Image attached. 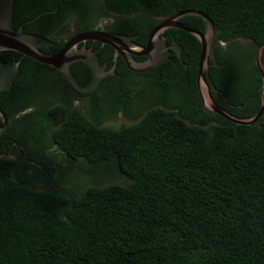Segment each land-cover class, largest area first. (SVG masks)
Returning a JSON list of instances; mask_svg holds the SVG:
<instances>
[{"label": "trees", "instance_id": "16d2710c", "mask_svg": "<svg viewBox=\"0 0 264 264\" xmlns=\"http://www.w3.org/2000/svg\"><path fill=\"white\" fill-rule=\"evenodd\" d=\"M101 1L123 19L200 10L214 22L217 43L249 40L256 53L264 45V0ZM33 17L15 0V30ZM182 22L205 32L200 17ZM24 30L47 37L29 23ZM56 31L65 34L67 25ZM51 41L42 51L59 53L64 41ZM0 58L20 61L21 71L25 63L42 66L13 51ZM198 68L187 83L174 66L179 77L169 85L189 87L201 103ZM211 75L220 88L218 69ZM175 108L151 110L120 128L101 126L78 109L52 108L58 128L50 137L58 150L92 164L117 160L128 181L65 197L54 184L40 191L28 179L15 180V160L0 159V264H264V117L238 126L200 109L201 120L188 123Z\"/></svg>", "mask_w": 264, "mask_h": 264}, {"label": "flooded vegetation", "instance_id": "af4514ba", "mask_svg": "<svg viewBox=\"0 0 264 264\" xmlns=\"http://www.w3.org/2000/svg\"><path fill=\"white\" fill-rule=\"evenodd\" d=\"M16 4L22 5L28 15H34L27 22L33 25L35 31L45 34L50 40L58 38L56 27L68 25L74 16L77 17L78 24L75 35L82 33L79 26L91 20L88 17L94 12L99 15L98 21L101 13L111 15L109 19H105L108 27L95 26L91 30L115 33L111 30L114 27L127 31L126 35L132 40L125 42L118 50L101 42L89 41L86 45H80V48L95 53L104 69L99 74H105L96 90L88 94L78 92L57 70L49 66L25 63L26 69L21 71L20 61L13 60V63H20V70L14 79V85L3 92L7 94L0 101L9 120L8 132L0 137V155L4 154L1 152L3 145L6 146V151L9 148L8 157L16 162L14 177L26 179L17 169L22 171L30 168L36 171L35 180L40 182L41 187L57 183L56 177L72 179V173L79 167L81 159H71L58 150L50 137L51 131L58 128L55 126L57 119L52 116L51 109L64 106L58 103L61 97L68 101L72 99L67 105L70 111L78 109L73 103L76 96L87 98L93 119L100 123L106 120L117 121L119 118L123 121L137 120L151 110L169 106L176 107L178 113L182 110L188 123L201 120L200 109L204 110L199 89L201 103L195 94L190 93L189 87L176 91L169 85L179 77L178 72L173 71L174 66L180 69L187 83L192 80L191 71L195 65L199 66L200 61L201 45L198 40L184 36L180 33L181 29L172 28L156 38L157 57H154L155 53L153 57L133 54L137 51V46H147L151 32L166 18L138 12L123 19L109 11L101 0H16ZM129 19L134 23H125ZM215 47L216 60L209 59L207 75L213 85V100L236 118L248 119L256 116L264 103L263 80L260 72L256 71V46L252 41L240 39L230 43L216 42ZM247 48L251 49V53L245 52ZM158 59H164V62L147 72H134L131 69L141 68ZM249 59L254 65L251 69L248 66ZM213 67L218 69L215 78L218 79L220 88L216 87L211 75ZM71 70L80 87L85 88L92 83L93 71L84 62H74ZM263 117L264 114L260 120ZM0 122L2 123L1 118ZM122 124L125 125L124 122ZM37 134H42L43 141L36 138Z\"/></svg>", "mask_w": 264, "mask_h": 264}, {"label": "water", "instance_id": "95a60500", "mask_svg": "<svg viewBox=\"0 0 264 264\" xmlns=\"http://www.w3.org/2000/svg\"><path fill=\"white\" fill-rule=\"evenodd\" d=\"M14 2L15 0H0V52H18L40 64L57 70L70 84H72L77 89L78 92L82 94L94 92L105 74H99V71H104V69L100 66L95 53L91 52L90 50L80 48V45H86L89 41L101 42L118 50L120 46L125 45V42L132 40V38L127 35L110 33L101 30H90L73 36L68 42H66L59 53L48 54L43 52L42 49L50 48L52 41L41 35L27 33L24 30V26L29 22L23 23L17 30L13 28L12 17L14 11ZM187 16H197L202 18L205 22V32L190 29L186 24L180 22V19ZM172 28H178L189 33L195 37L201 45L197 85L202 100V109L204 112L212 115L217 114L225 120L238 126H251L256 124L264 114V103L256 116L248 119H238L223 110L213 100L211 94L213 85L208 79L207 75L209 73V59L212 58L213 60H216V27L212 19L202 11L196 9L180 11L169 18H166L160 22L151 32L147 46H137V51H134L133 54L138 56L148 55L153 57V54L155 53L154 57H157L158 54L156 52L155 45L156 38L159 37V35L164 31ZM163 60L164 59L152 60L141 68L130 67L134 72H147L158 64L164 62ZM78 61L84 62L89 68L92 69L94 74L92 83L85 88H82L78 85L71 70V65ZM256 66L260 72L264 85V45L259 47L257 50ZM19 70V62L10 64L3 62L0 59V101L2 99V93L4 91L10 90L14 85V79ZM96 72L98 75H96ZM0 118L2 120V125L0 126V137H2L8 132L9 120L1 106ZM8 156L9 148H7V151L3 155H0V159H6Z\"/></svg>", "mask_w": 264, "mask_h": 264}, {"label": "rangeland", "instance_id": "374dc122", "mask_svg": "<svg viewBox=\"0 0 264 264\" xmlns=\"http://www.w3.org/2000/svg\"><path fill=\"white\" fill-rule=\"evenodd\" d=\"M109 15L111 14L110 13L106 14L105 12L101 13L100 20L98 21L99 15L98 13L94 12L92 16L89 15L88 17V19L91 20L87 21L84 24H81L79 27L80 29H82L84 26H87L88 28L91 29L94 28L95 26L108 27V25H106L105 19L106 18L109 19L110 18ZM76 21H77V17L74 16L72 21H70L71 23L67 25L68 32H66L61 36H58V38L62 39L65 42L73 35H75L78 28V24L76 23ZM245 52L249 54L251 53V49L247 48ZM248 66L250 69L253 68L254 66L251 59L248 60ZM76 98L73 101L74 107L76 105L79 111H81L89 119L93 120V117L90 113V105L88 99L78 96H76ZM58 100H60V97H58ZM70 100L68 101L65 97H61V100L58 103L67 107V105L71 103ZM141 118L137 120H125V121H123V119L120 118L117 121L106 120L101 122V126L120 128L123 125L122 122H124L125 125H132V124H136ZM36 138L43 141L42 134H37ZM18 171L22 172L23 174L22 176L33 182L40 191H45L46 188L51 186V185H47L46 187H41L40 182L35 180L36 171L33 169L28 168V169H23L21 171V169L18 168L17 172ZM14 179L17 180L18 178L15 176ZM56 179H58V182L55 183L54 186L59 187L62 190L65 197H67L68 195L69 197H71L74 196L75 194L82 195L86 192V190L89 187L92 186L108 187L111 185H123L128 181V178L119 170V165L117 160L92 164L85 159L80 160L79 167L72 173V179H63L60 177H56Z\"/></svg>", "mask_w": 264, "mask_h": 264}]
</instances>
